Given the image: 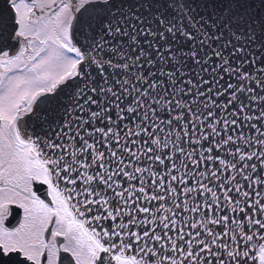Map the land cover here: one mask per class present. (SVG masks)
Returning <instances> with one entry per match:
<instances>
[{"label":"snow or ice","instance_id":"snow-or-ice-1","mask_svg":"<svg viewBox=\"0 0 264 264\" xmlns=\"http://www.w3.org/2000/svg\"><path fill=\"white\" fill-rule=\"evenodd\" d=\"M0 264H264V0H0Z\"/></svg>","mask_w":264,"mask_h":264}]
</instances>
